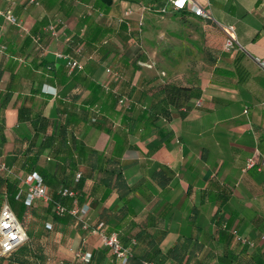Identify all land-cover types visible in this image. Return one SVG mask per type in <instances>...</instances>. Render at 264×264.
<instances>
[{"label": "crops", "instance_id": "1", "mask_svg": "<svg viewBox=\"0 0 264 264\" xmlns=\"http://www.w3.org/2000/svg\"><path fill=\"white\" fill-rule=\"evenodd\" d=\"M197 2L211 19L175 11L170 0H114L108 15L94 13L93 1L0 0V173L25 193L23 178L38 172L57 196L83 172V221L119 233L131 264H264V165L246 169L250 158L264 163V0ZM88 14L117 29L81 57L85 70L70 71L57 54L72 38L89 39ZM231 25L242 49L226 52ZM166 84L202 94L177 109L165 105ZM164 107L168 118L150 117ZM57 141L71 151L56 157ZM19 220L30 264L113 261L99 233L79 219L56 221L44 202Z\"/></svg>", "mask_w": 264, "mask_h": 264}, {"label": "trees", "instance_id": "2", "mask_svg": "<svg viewBox=\"0 0 264 264\" xmlns=\"http://www.w3.org/2000/svg\"><path fill=\"white\" fill-rule=\"evenodd\" d=\"M81 1H85L87 3H90L93 1V9H94L93 12L102 13L106 15L110 14L113 11V8L116 9V7H118L116 5H113L114 0H81ZM117 9L119 12V8ZM84 22L88 24L89 29H90L89 39L84 40L80 38H72L71 40H69L68 49L64 52L65 54L71 55L75 59H80V60H81V57L90 58L93 55L94 51L97 49L95 48L94 43L101 42L103 39H106L108 36L113 35L117 29L116 22L110 28H104L98 25L95 19L92 18V16L89 14L85 16ZM121 25L122 24L120 23V26ZM120 33L122 32L120 31ZM47 68L50 71L54 70L53 66H48ZM85 69L86 67L84 66L83 70ZM237 70H240L238 63H237ZM111 92H112L111 89H106L105 95H109ZM160 93H162L165 96L164 98L165 105L173 106L177 109L185 108L186 110H190L191 101L199 100L202 94L201 90L198 88L180 87L175 84H166V85L161 86ZM122 99L123 98L121 96L118 97V103L120 105L123 104V103L122 104L120 103ZM131 110H132L131 106L127 107L128 112ZM156 112L161 114L165 118H168L170 116V110L168 109V107H164L162 108V110H159V111L154 110L152 113L149 112L150 117L155 115ZM91 123L93 125L94 124L97 126L99 125L97 122L96 116H93L91 118ZM45 126H46V123L43 121L42 128H41L42 131H45L46 129ZM70 144L71 143L68 141L66 142L57 141L50 145L53 147V153L56 155V157H59L62 153L68 154L67 152L71 151L72 148ZM45 145L46 143L43 144V146ZM59 160L61 161L60 158ZM63 161L65 162L66 159H64ZM109 161L110 160H107V162ZM257 167L260 168L262 167V165L257 164ZM32 173L39 174L38 172H29V174H32ZM39 175L42 177L43 183L48 188L45 178L41 174ZM78 175H80V178H78ZM120 177H121V172H118L117 178L120 179ZM85 179H86L85 174L81 171H78L77 173L74 174L70 185H65L58 190L57 196H55L53 192H50L48 190L49 195L51 197V201L47 205L49 209L53 212L56 221L65 223V222L70 221L72 218L77 219L76 217L72 216L69 213V211L72 210L75 206L82 208L85 205V203H83V196H82V188L84 186ZM3 186L6 187L5 193L2 191ZM65 190H68L69 193H73L74 195L73 196L64 195L63 193ZM93 190H95V188ZM5 202H7L10 205V207L12 208V210L15 212V214L17 215L19 219H22L23 215L29 208L25 204V193L19 188L18 181L12 180L11 176L7 174L0 173V210ZM57 205H61L65 207L67 209V213L63 216L57 215L55 212V207ZM100 223H103L106 227V222L101 221ZM81 227H82V223H81ZM219 229L229 230V226L227 224H224L222 221L219 226ZM105 233L107 236H111L113 234H116L118 236L122 248L129 252V259H128L127 264H131V262L133 261L135 257L133 248L125 244L124 240L121 238V235L119 233L117 232L108 233L106 230H105ZM230 233L235 238V240H237L238 244L247 243L243 238H241L238 235L237 229H232ZM29 252H30L29 242L27 240L17 251H15L12 255L1 259V261L9 260V263L15 262V263H21V264H30L29 259H27V257L30 256ZM113 260H115V258H113ZM140 264H161V263L153 259H146V260H142Z\"/></svg>", "mask_w": 264, "mask_h": 264}, {"label": "built area", "instance_id": "3", "mask_svg": "<svg viewBox=\"0 0 264 264\" xmlns=\"http://www.w3.org/2000/svg\"><path fill=\"white\" fill-rule=\"evenodd\" d=\"M170 5L175 11H190L197 17L209 20L211 19L210 14L197 2V0H170ZM163 12L166 9L162 10ZM130 13V12H129ZM8 20L18 25V19L13 15L7 16ZM226 35V42L224 44V50L226 52H234L241 50L242 46L238 41L237 32L235 26H226L223 28ZM58 59H64L66 66L70 71L83 70L85 64L80 59H75L71 55L65 53H58ZM149 68H154L153 64H142ZM261 66L264 67V61H261ZM124 99L120 103H124ZM257 165L255 158H250L247 162L246 169L253 168ZM264 163L262 164V166ZM261 169V167H260ZM0 171H6L5 164L0 160ZM80 178V175H78ZM23 183L28 186L27 192H25V204L27 207H32L34 202L41 201L46 204L50 203L51 197L49 195L48 188L43 183L42 177L37 173L28 174L23 178ZM64 195L73 196V193H69L65 190ZM57 215L63 216L67 213V209L61 205L55 207ZM89 206L84 205L82 208L75 206L69 213L79 219L82 223L84 230L99 233L102 237L103 244L112 252L115 260L111 264H127L129 259V252L122 248L119 238L116 234L107 236L105 233V225L99 223L95 227H91L89 224L83 221V218L88 214ZM48 229L52 226L47 225ZM28 240L26 228L22 221L19 220L15 212L12 210L10 205L5 202L0 210V260L2 258L12 255L17 251L26 241ZM82 261H88L87 256L78 254L77 255Z\"/></svg>", "mask_w": 264, "mask_h": 264}, {"label": "rangeland", "instance_id": "4", "mask_svg": "<svg viewBox=\"0 0 264 264\" xmlns=\"http://www.w3.org/2000/svg\"><path fill=\"white\" fill-rule=\"evenodd\" d=\"M225 41H226V39H225ZM3 259V258H2ZM1 261V260H0Z\"/></svg>", "mask_w": 264, "mask_h": 264}]
</instances>
